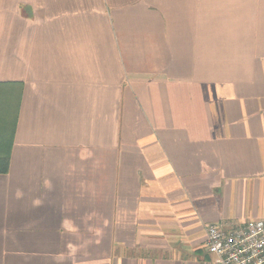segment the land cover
I'll return each mask as SVG.
<instances>
[{"label":"crops","instance_id":"crops-1","mask_svg":"<svg viewBox=\"0 0 264 264\" xmlns=\"http://www.w3.org/2000/svg\"><path fill=\"white\" fill-rule=\"evenodd\" d=\"M6 91L0 264H214L264 218V0H0Z\"/></svg>","mask_w":264,"mask_h":264},{"label":"built area","instance_id":"built-area-1","mask_svg":"<svg viewBox=\"0 0 264 264\" xmlns=\"http://www.w3.org/2000/svg\"><path fill=\"white\" fill-rule=\"evenodd\" d=\"M207 249L214 264H264V218L229 229L209 225Z\"/></svg>","mask_w":264,"mask_h":264},{"label":"trees","instance_id":"trees-1","mask_svg":"<svg viewBox=\"0 0 264 264\" xmlns=\"http://www.w3.org/2000/svg\"><path fill=\"white\" fill-rule=\"evenodd\" d=\"M10 94L6 91L5 93V100L0 98V109H3V114H0V119H5L6 117V111L8 110V108L11 109L13 108V98H10ZM14 109V108H13ZM1 129V128H0ZM9 135L3 136L1 134L0 131V141H5L8 142L9 139ZM11 140H12V136H11ZM9 166H10V149L7 148L3 149L0 147V173H7L9 171Z\"/></svg>","mask_w":264,"mask_h":264},{"label":"rangeland","instance_id":"rangeland-1","mask_svg":"<svg viewBox=\"0 0 264 264\" xmlns=\"http://www.w3.org/2000/svg\"><path fill=\"white\" fill-rule=\"evenodd\" d=\"M15 123V112L13 111L8 118L0 119V131L3 136L9 135L12 133L11 129Z\"/></svg>","mask_w":264,"mask_h":264}]
</instances>
